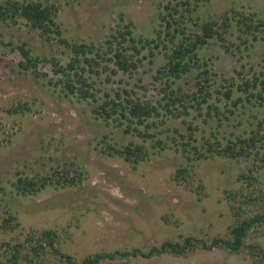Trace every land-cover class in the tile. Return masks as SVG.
Here are the masks:
<instances>
[{
	"label": "rangeland",
	"instance_id": "374dc122",
	"mask_svg": "<svg viewBox=\"0 0 264 264\" xmlns=\"http://www.w3.org/2000/svg\"><path fill=\"white\" fill-rule=\"evenodd\" d=\"M49 1L61 6L58 22L65 36L88 42L104 40L117 25H125L129 20L136 25V35L156 37L155 30L162 23L160 14L169 3V0ZM232 7L255 12L264 19V0H209L202 3L198 15L206 20L218 19ZM121 17H124L123 23ZM232 40L240 44L236 38ZM24 42L38 57L56 56L65 64L69 56L64 47L44 42L36 31L25 25H0V107L21 101L30 103L33 108L26 115L0 114L3 126L0 130V217L10 209L18 215L26 230L68 228L72 238L65 250L78 258L103 250L153 246L180 234L213 240L226 233L232 219L224 192L239 188L237 177L250 166L248 161L224 158L202 161L196 176L205 186L206 195L200 196L195 189L172 181L173 174L184 162L175 151L152 155L150 161L136 167L103 154L105 137L121 144L143 140L97 120L88 103L57 95L47 86L50 78H56L49 64L39 66V71L49 74V78L37 79L21 70L18 64L22 58L17 46ZM252 43L253 48L246 51L243 46L242 53L236 55L227 53L220 43L201 51L202 56L213 61L218 84L223 83L224 77L234 79L237 84H243L244 79L252 80L254 75L264 80V40ZM159 51L161 49L155 50V57L150 58L149 51H145L146 59L133 75H115L111 81L103 76L101 87L113 95L126 89L144 101L161 100L166 80L157 79L158 70L165 62ZM178 84L188 88L193 85V80L185 78ZM245 96L234 88V100ZM216 97L219 96L214 95L211 102L224 110L225 98L220 96L218 101ZM245 104L246 108H239L229 121L223 120L221 127L216 118L206 119L208 123H205V117H190L193 125L200 127L197 133L200 141L203 142V137H211L212 129L220 132V138L250 132L258 121L253 116L262 119L264 108ZM169 125L170 129L186 131L182 121H171ZM150 144L151 141L147 143L149 147ZM65 162H76L84 169L86 178L81 186L59 190L48 188L35 197H21L14 191L12 183L18 173H47ZM262 178L264 180V173ZM166 216L180 220L181 225H168L164 221ZM12 237L0 233V240ZM260 241L264 243V238ZM129 264L251 262L214 249L198 250L187 258L165 255L153 260H132Z\"/></svg>",
	"mask_w": 264,
	"mask_h": 264
},
{
	"label": "trees",
	"instance_id": "16d2710c",
	"mask_svg": "<svg viewBox=\"0 0 264 264\" xmlns=\"http://www.w3.org/2000/svg\"><path fill=\"white\" fill-rule=\"evenodd\" d=\"M208 1L169 0L160 14L162 23L155 30L156 37L136 35V25L129 20L125 25H117L99 42L66 37L58 22L61 6L49 0L0 1V25H25L36 31L44 42L57 43L69 53L63 64L56 56H35L24 42L17 46L22 58L18 64L21 70L37 79L49 78V74L39 71L40 65L49 64L56 78H50L47 86L57 95L88 103L97 120L143 140L121 144L105 137L103 154L136 167L150 161L152 155L175 151L184 162L173 174L172 181L195 189L200 196L206 195L205 186L196 176L202 161L224 158L250 163L237 177L239 188L224 192L232 221L226 233L213 240L180 234L153 246L103 250L78 258L65 250L72 238L68 228L26 230L18 215L6 209L5 215L0 217V233L13 237L0 240V264H129L132 260H153L165 255L187 258L198 250L214 249L242 257L251 264H264V243L260 241L264 238V117L260 119L254 115L258 121L252 130L232 134L231 138H220V132L212 129L211 137H203V142L197 136L200 127L189 120L192 116L195 119L205 117V123H208L206 119L216 118L221 127L223 120L229 121L239 108H246L245 102L255 108H264V80L261 77L254 75L252 80L244 79L243 84L224 77L223 83L218 84L213 61L201 55V51L214 43H220L227 53L234 55L242 53L243 46L246 51L250 50L254 47L252 42L264 40V19L255 12L232 7L218 19L206 20L198 15V10ZM120 20L125 21L124 17ZM160 49L165 62L158 70L157 79L166 80L161 100L144 101L126 89L113 95L101 87L103 76L111 81L115 75H133L146 59L145 51H149L150 58ZM185 78L193 80L191 87L178 84ZM235 87L246 96L234 100ZM214 95L225 98L224 110L211 102ZM219 97H216L218 101ZM32 110L30 103L20 101L0 107V114L26 115ZM171 121H182L186 131L170 129ZM2 128L0 122V130ZM85 178L81 166L76 162H65L47 173L28 175L20 172L12 187L18 196L35 197L48 188L79 187ZM164 221L176 227L181 225L180 220L168 216Z\"/></svg>",
	"mask_w": 264,
	"mask_h": 264
}]
</instances>
